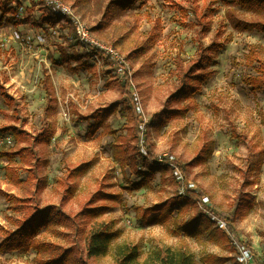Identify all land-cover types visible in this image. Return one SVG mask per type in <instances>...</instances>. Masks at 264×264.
I'll use <instances>...</instances> for the list:
<instances>
[{
    "label": "rangeland",
    "instance_id": "obj_1",
    "mask_svg": "<svg viewBox=\"0 0 264 264\" xmlns=\"http://www.w3.org/2000/svg\"><path fill=\"white\" fill-rule=\"evenodd\" d=\"M59 1L72 7L90 35L113 47L126 64L104 50L84 45L73 20L56 14L50 0H13L7 5L0 0V127L16 125L29 135V140L17 144L12 133L0 134L14 140V145L0 151L31 145L43 127L53 132L48 143L35 145L42 164L35 168L34 180L26 181L29 173L18 157L12 164L23 182H12L5 168L9 160L0 157V188L30 198L40 208L56 205L72 215L80 212L98 190L107 192L115 197L90 205L110 207L97 220H115L123 230L117 241L140 244L142 259L154 245L175 246L185 238L197 264H242L238 260L239 244L250 247L255 264H264V90H253L243 81L247 75L260 74V63L252 64L249 54L259 47L258 56L264 60V32L242 26L245 21H263L264 15L230 0H139L128 10L113 8L106 18L110 0ZM199 15H204V24ZM49 16L58 17L54 24L45 20ZM38 35L45 39H37ZM201 50L207 61L204 70L212 74L190 98L169 101L180 89L184 71L201 58ZM85 61L87 65H80ZM123 65L128 67V77L120 72ZM125 83L140 116V152L147 154L148 131L157 160L170 167L165 175L157 171L151 186L137 190L129 189L128 179L137 182L140 177L130 165L122 168L114 154L117 143L131 150L135 147L127 127L133 122L129 119L131 110L126 108ZM1 87L15 105L4 99ZM138 99L144 115L138 111ZM105 106L112 111L94 130L95 121L89 118ZM163 109L166 112L162 113ZM172 110L184 112L169 118L168 111L172 115ZM170 156L183 172L184 181H178L172 166L161 160ZM195 160L198 163L186 174L181 165ZM38 180L41 189L35 185ZM190 181L198 185L192 191L196 209L227 234L228 248L175 235L168 226L141 219L147 207L174 193L189 195L186 184ZM67 183L76 192L63 201ZM203 196L209 197L207 204H203ZM234 213L236 222H230ZM23 214L0 196L1 226L14 230ZM3 234L0 230V243ZM41 236L66 247L73 243L47 231ZM77 237V241H84L83 233ZM208 254L231 260L215 263L205 259ZM113 262L108 256L97 264ZM0 264H38V258L36 252L26 249L0 250Z\"/></svg>",
    "mask_w": 264,
    "mask_h": 264
},
{
    "label": "trees",
    "instance_id": "obj_2",
    "mask_svg": "<svg viewBox=\"0 0 264 264\" xmlns=\"http://www.w3.org/2000/svg\"><path fill=\"white\" fill-rule=\"evenodd\" d=\"M13 0H4L3 5H7ZM82 0H77L80 2ZM139 0H110L107 4L105 17L110 16L117 7L119 10H128L131 4ZM234 5L239 6L247 11L264 15V0H230ZM180 10L185 11V8L180 5ZM200 16L201 24L204 15ZM58 17L49 16L45 20L54 24ZM262 20V19H261ZM245 25L251 28L258 29L264 32L263 21H245ZM241 25V24H240ZM239 24L236 27L240 26ZM205 26V25H204ZM242 28V27H241ZM75 42L72 46H75ZM221 46V45H219ZM201 50V58L189 66L182 75V85L180 89L173 93L171 100H183L190 98L195 92L200 90V84L204 82L211 74V71H205L206 58ZM261 52L259 47H254L249 54L250 62L258 61L260 67L258 71L260 74L247 75L243 81L253 90H264V60L258 54ZM71 59V58H70ZM79 59V58H77ZM80 60V59H79ZM251 64V65H252ZM80 65H87L86 61ZM182 73V72H181ZM180 73V78H181ZM124 89L126 92L128 83H125ZM127 86V88H126ZM3 90L2 95L7 100L10 106L15 105L14 99ZM53 94V91H52ZM127 109L131 110L129 119L133 125H128L129 131L133 133L132 139L135 141L133 150L126 148L122 144L114 145L115 158L119 161L122 168L128 165L134 168V172L140 177V180L135 182L133 179H128L129 189L137 190L146 186H151L152 178L157 171L163 175L170 171L168 165H163L157 160V155L152 144L151 137L148 131L145 132V143L147 146V154L143 155L140 152L138 142V124L140 116L134 110L135 99L133 95L127 94ZM52 96V95H51ZM167 101V102H169ZM120 104V103H119ZM132 109L134 112H132ZM112 107H102L99 112L93 113L89 119H94L95 123L92 126L94 130L99 129L105 119L110 115ZM166 109H163L164 113ZM172 115L168 111V117L173 118V113H183L182 110H172ZM39 132L38 136L33 140L31 145H23L16 150H1L0 157H5L9 160L6 165V174L14 183H21L17 168L12 164L15 158H20L22 166L28 171V179L34 180L36 178L35 168L41 166L42 161L39 153L35 149V145L39 143H48L53 135V132L48 131V127ZM47 128V129H45ZM12 133L15 136L16 143L21 144L29 140L28 133L20 129L16 125H6L0 127V134ZM123 142H127L126 137H121ZM142 156L140 159L139 157ZM198 162L191 161L188 164L181 165L186 174L189 175V170L194 164ZM36 187L41 189V181L36 182ZM191 193L187 196L174 193L171 197L164 201L158 202L144 210L141 219L149 224H159L168 226L171 232L175 235H184L186 237H193L198 240H208L211 243L222 245L225 248L229 246V237L219 228H216L206 214L196 209V204ZM75 187L67 183L64 189L63 201L67 200L69 196L75 194ZM0 196L6 197L12 202V207L15 211L24 213L17 222V227L14 230H9L0 225V230L3 231V239L0 243V250L4 252L16 250H29L37 254L38 264H97V261L108 256H112L113 264H197L195 253L190 249L185 238L181 239L178 245H154L144 259H142V249L140 244H132L126 242H118L123 230L117 227L115 220L98 221L97 219L107 213L110 207L105 204L90 206L93 202L100 199L115 197L109 195L107 192L97 191L86 203L83 209L75 215L67 214L64 210L56 205H48L44 208L35 206L31 203L32 199L22 198L8 193L0 188ZM193 213L191 214V212ZM177 213L174 215V213ZM236 214L230 218V222H236ZM92 220H96L90 224L87 229V224ZM67 230V231H66ZM43 231H47L54 236H61L63 238L72 239L70 246H64L54 241L44 240L42 238ZM81 232L84 234V241H77V234ZM205 259L211 260L215 263H225L231 260V257L208 254Z\"/></svg>",
    "mask_w": 264,
    "mask_h": 264
},
{
    "label": "built area",
    "instance_id": "obj_3",
    "mask_svg": "<svg viewBox=\"0 0 264 264\" xmlns=\"http://www.w3.org/2000/svg\"><path fill=\"white\" fill-rule=\"evenodd\" d=\"M51 5L53 7V9L56 11V14H63L64 16H68L69 18H71L73 20V23L76 27L77 30V34L78 37L80 38V41L86 45L89 46L90 48L93 49H98L99 51L104 50L106 52H108L109 54H111L114 58H119L122 60V64H126V61L120 56L119 54L115 51V49L113 47H108L102 43H100L99 41H97V39H95L94 37H92L91 31L89 30V28L80 20L79 16L76 14V12L74 11V9L72 7L66 6L64 5L62 2H60L59 0H50ZM18 38H20L19 35H17ZM37 39H45V37H43L42 35H38ZM26 44L30 46L29 41L26 39L25 40ZM127 71V72H126ZM120 72H123L124 74L122 76H129V72H128V67H126L125 65H123L120 68ZM128 79V78H127ZM130 83H133V79H132V73L130 72ZM131 90L134 89V85L130 86ZM133 91V90H132ZM138 111L140 112L141 115H144V111L142 109V106L140 105L139 99H138ZM14 145V140L12 139L11 136H0V149L6 147L7 145ZM11 146V145H10ZM162 161L166 160V162L168 164H170L172 166V169L174 170V176H176L178 181H184L185 180V176L183 175V172L179 169V167H177L173 160L174 157L170 156V157H165L164 159H161ZM187 188L191 189V190H197V184L193 183V182H188ZM186 189V186L184 185L182 187L181 192L184 193ZM209 201V197L208 196H203L202 202L203 204H207ZM238 260L242 263V264H255V259L253 256V252L250 249V247L246 244H239L238 246Z\"/></svg>",
    "mask_w": 264,
    "mask_h": 264
}]
</instances>
